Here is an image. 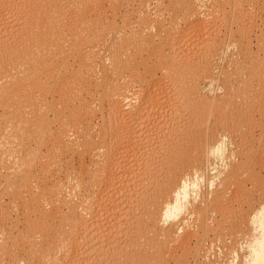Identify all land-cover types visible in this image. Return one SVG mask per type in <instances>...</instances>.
I'll list each match as a JSON object with an SVG mask.
<instances>
[{"label": "rangeland", "instance_id": "1", "mask_svg": "<svg viewBox=\"0 0 264 264\" xmlns=\"http://www.w3.org/2000/svg\"><path fill=\"white\" fill-rule=\"evenodd\" d=\"M26 1H28V0H26ZM26 1H23V2H26ZM131 1H133V0H130V2H129V0L127 1V2H129V4L131 3L129 5L126 3V0H123V1L122 0H117V1L116 0H107V1H104L102 3V5L100 6L101 8H99L97 10V11H99V13L92 12L93 10L91 11L92 14L89 15V13H91V12L88 13V16L90 17V16L95 15V14H98V15L100 14V16H101V14L103 12V14H105L108 17L107 21H110V22L105 21V19L107 18V17H105V19L103 18V16H105V15H102V18H100L99 16L98 17L93 16L92 19L96 17V19L99 18L98 20H100L101 23L103 22L101 24L98 20L95 19L96 21H98L97 24H95L96 28L98 29L97 33H99V30L101 28L102 29L104 28V30H105L108 28L110 29V27H112V29H113V26L116 27L115 26L116 24L113 23L112 26L111 25H110V27L106 26V28H105L104 25H109L108 23L114 22V21H112V19L116 20V22L118 24H120V25H118V27H116V29H119V26L121 27V25L124 28L126 25L129 26L131 24L129 28L127 26L125 28V31H127V33H125L126 35H124V33H123L124 31H122L123 28L121 27L122 29L120 28V30H118V31H120L119 35H117L118 31H116V30L112 31V29H111V32L109 30L106 33L104 32V34H106L105 37L107 36V33L110 32V35H108L109 37L108 36L106 37V40H105V38L100 39L102 42L106 43L105 45L102 44V42H100V40H98V42H100L101 45H103L104 47L106 46L104 48L103 46L100 45L101 46L100 48L101 49L103 48L101 51L106 50L105 52H102L103 54L101 55L103 57V61L105 59V62H106L107 57H112V56H114V53L116 54L117 52H118V55H122V54L123 55L120 57L118 56L120 61H122V63L120 61H119L120 64L118 63L119 67L121 65L120 68L118 67L119 69L118 68L116 69V71H118V72H116V71L113 72L112 70L109 69V77L110 78L105 77L106 81L104 79V82H102V84H100L101 82L99 81L100 86L95 87V85L94 86L92 85V87L90 86V88H89V91L91 90L92 92L90 91V93H92V94L89 93L90 96L88 97V100L89 101L94 100L98 104L97 105L98 110L96 111L95 114H93L94 117L92 119L93 120L92 125L94 124V125L98 126V127L94 128L95 130L93 129L92 135L95 138L99 137L103 131H105L107 129L111 130V128H112V126L110 124L111 122L108 121L109 120L108 116H110L108 114V113H110L109 112L110 111L109 110L110 109L109 93H110L111 89H110V86L109 87L105 86V82H110L112 80H113L112 82H114V79L116 80L115 77H118L117 81L119 83H117V81H115V82L118 85L119 84L124 85V83L125 84L129 83L130 78L131 79L134 78L131 81L132 83L133 82L134 83L133 84L131 83L132 85L130 84L132 86V88L134 90H139L140 87H141V89H142V87L145 89V84H146L145 77L147 76V74H146V72H147L146 66L147 65H145L146 62H147V64L150 62L149 64L152 66L155 63V62H153V60H155L156 62L160 61V58H157L159 53H156V50H158L160 48V44H158L155 41H154V44L157 43L158 44L157 46H155L153 43H146L143 45L144 49H142V47H141L142 45L141 46L139 45L140 48L142 49L141 50V49H139V46L135 47L137 45L134 43L133 38L130 37V36H133L132 33H130V36H128L129 35L128 31L131 29V27L133 29L136 28L135 29L136 31H137V29L139 30V28H140V25H138L139 22L137 24V21H138L137 13L138 12H137L136 8L139 7L138 6L139 5L138 0H134L133 2H131ZM143 1L146 2V0H143ZM143 1L141 0L140 3ZM157 1L159 2V0H150L149 4H148V0H147V2L145 3V5H147V6H145L143 3H141L140 6L141 5L142 6L140 8H142V10H145V12H147L146 7L148 8V6H149L150 10L152 9V14L155 15V12H157L156 14H158V13L162 14L163 13L164 16H166V15L170 16L171 19L173 18V15H174V18L176 15H178V16L180 15L178 17V19H177V17L175 19L176 22H178V24L173 23V21H175V20H173V21L170 20L171 25H169L168 19L170 17L166 16V18H168V19L165 20L164 19L165 17L163 16V14L162 15L158 14V18H159L160 23H162L164 25L168 24L169 26L173 27V28L172 27L169 28V26L168 27H167V25L165 26L166 28H169L170 30H173L174 27L175 26L177 27V25H179V24H181V27L184 26L183 25V24H185V22H184L185 19H183L184 15H183V17L181 15L183 14V11H185L187 8V5L185 4L186 0H182V1L181 0H164V2H163V0H161L162 2H160V3H158ZM168 1H169V3H168ZM209 1L210 2H208V0H205L204 3L205 2H207V3H205L204 6L202 5L203 4L202 2H200V1H198L199 3L196 2L195 5L197 7H196L195 14L197 16L196 15H194V16H195V18L198 17L197 18L198 20H201V21L205 20L207 22L215 19L216 21L214 20V21H212V23H214L216 25L211 23L213 26H210V29L206 33L205 32L201 33L202 35L191 33V34H189L190 36H188L189 39L185 38V41L184 40H183L184 42L182 41V43H184L186 45L183 44V47L181 48L182 49L181 52H183L185 54L184 57H182L183 56L182 55L183 53H182L181 58L185 59V57H186L187 61L189 59H192V60L188 61V63L191 62L189 64V67L191 66V64L195 65V67H196V64L200 63V64H198L199 66L197 65L198 70H197V68H194L195 70L193 69V71L191 69L188 70L187 69V68H189L188 63H186L187 65L185 64L187 66V68L185 66L186 69L183 67L184 70H186V72L182 76H181V74H180V76H178V74L176 75L175 72L167 71L168 74H166V71L160 72V70H159L157 72V76L159 78H163V79H161L162 80L161 83H162V85H164L165 88L162 86V94H158L159 92L157 93L156 91L153 93L155 96L152 94V98H150V100H152V101L149 100L150 102H152L150 104L151 107H149V109H148L149 112L147 113V115L144 119L145 120L144 123L147 122L148 124H152L151 122L154 121V118L156 119L158 117V116L152 117V115L154 116V114H155L154 112H153L154 114L152 113V110L153 111L156 110V107H157L156 105L158 104L157 101L160 98L161 99L158 102L161 101V103H163L162 105L164 108L162 107V109H164V110H162V114L163 113L164 114H163V116L161 114L159 117L162 116L163 120L161 117V119L158 118L159 119L158 124H156V122H157L156 121L153 124L154 126L150 125V126H148L149 128H147L148 124L146 125V123H145L146 126L144 124H142L143 127L140 126V128H139V130H141L139 132H141V133H139L140 145L139 144L138 145L140 147L149 146L148 148L149 149L151 148L150 149L151 151L153 150V152H155V151L158 152L160 157H161V162L165 163V165L163 164L164 170L161 172L159 178L157 177L155 180H153V181H155L154 183L149 184L150 178L148 179V177L146 176V180L148 179L147 181H145L146 183L144 182V184H146V187L144 186V184H143L144 187L141 185L143 188L140 187L138 189L139 190L138 195H136V197H134L132 200L131 199L129 200V198L128 197L126 198L125 196H124V198L120 197L121 195L118 194V190H115V188L113 190L114 192L112 191V194L110 192V194L108 195L110 197L113 196V198H114L113 202L116 205H118L119 208H121V209L123 208V206H124V208H128V207L131 208L132 206L137 204L135 202L137 197H140L141 195L145 196V197L147 196V198L145 200L146 202H144V205H142L138 208L139 213L140 212L141 213H147L146 217L143 218L144 222L143 223L139 222L141 214L138 213L140 215V216H138V218H139L138 221H136L134 223L131 222L132 228L129 225V228H131V229H129L128 225H125L127 223H125V219L122 216V214H124L123 211L121 212L120 209H118L121 213H117L116 215L111 213L112 214L111 218H109L108 221L106 219L104 220V222L102 223V225L104 227H102V225H101L99 232H97V233L93 232L94 234L91 233L92 235H90V237L86 235L89 238L86 237V239L88 241L85 240V242H87V244L85 243L81 247V251H80L81 252L80 259L81 260L79 261L81 264H142V263H144V264H156L157 262L161 261L162 259H164V261H167L166 263H169V264H219L218 263L219 261H221L220 262L221 264H223V263L227 264V263H225V261H222V260H224V258L226 257V255H225L226 251H228V250L230 251L232 249L233 245H234V248H236V249L238 248V250H240L242 255H247L249 253V244L247 242L248 239L246 236L248 234L245 232V227L243 228L242 226H239L238 223H240L241 221L243 223L244 222L247 223L251 219L250 215L251 214L254 215L253 214L254 213L253 211H255L254 209L260 208L261 203L264 202V148H263L264 147L263 146L264 145V138H263L264 128H262V127H264V105H263L264 104V94L263 95L260 94V93L264 92V78L260 77V75H261L260 68L262 69V66L259 63L261 58L264 57V49H263L264 48V0H219V1L218 0H216V1L215 0H209ZM156 2H157V4H155ZM177 2H179V4ZM211 2H212V4H211ZM162 3H164V4L162 5ZM124 4H127L128 6L127 5L124 6ZM150 4H152V5H150ZM153 4H155V5H153ZM177 4H178V7H177ZM103 5H104V8L106 11L105 10L103 11L104 8L102 9ZM111 5L114 7V9ZM143 5L145 6L144 9H143V7H144ZM159 5L162 6L161 9H160ZM132 6L136 7V8L134 7L136 10V14L131 11V9H133ZM200 6H202V8H199ZM173 7L175 10L174 12H173ZM205 7L208 8V10ZM88 8L90 9V7H88ZM116 8L118 10H115ZM149 8H148V10H149ZM180 8H181V10H180ZM158 9L160 10V12ZM156 10H158V11H156ZM163 10H165V11L163 12ZM235 10H237V11H235ZM100 11H102V12H100ZM233 11H234V13H233ZM30 12H32V11H30ZM30 12H29L27 6H25L24 8H22V11L19 12L21 14L18 13V16H16V18H15L16 21H15V19H11L9 17V15L6 16L5 18L4 17L2 18V20H4V21H2L0 18V21H1L0 22V32H2L4 30V29H2L4 27L9 29L10 25H14V26L16 25L17 26V24H19V22H22L23 19L26 20L28 17H30V15H31ZM148 12H150V11H148ZM214 12H215V14H214ZM115 13H117L119 15L116 14L117 16H115ZM126 13H129L127 15H130L129 19L133 20V24L130 20L127 19L128 17L126 16ZM212 14H213V16H215V15H217V16L211 17L210 15H212ZM242 15H244L243 16L244 18L242 17ZM67 17L69 18L70 15ZM115 17H117V18H115ZM121 17L124 19H122ZM68 18L66 20H68ZM240 18H243V19L241 20ZM5 19H7V21ZM102 19L105 21L106 24L104 23V21ZM120 19L123 21L125 19H127V20H125L123 22ZM135 19H137V20L135 21ZM163 19H164V21H163ZM239 19L241 21H239ZM127 21H129V22L127 23ZM121 22L125 23V26ZM166 22H168V23H166ZM98 23L100 25H98ZM231 23H232V25H231ZM173 25H175V26H173ZM14 26H10V30H12V27L14 28ZM137 27H139V28H137ZM169 29H167V31ZM13 30H15V28ZM104 30H100V31H104ZM131 31H133V30H131ZM210 31H211V33H210ZM112 32H113V34H112ZM104 34H103V37H104ZM114 34H116V36ZM144 34L147 35V33H143L142 36H144ZM151 35H152V33L150 32V33H148L147 36H144V37L145 38L148 37L149 39H151V37H150ZM197 35H198V37H197ZM228 35H229V37L230 36L231 37L229 38ZM201 36H203V37H201ZM116 37H118L117 39L120 43L116 40ZM124 37H125V39H124ZM129 37L132 39L130 41L131 42L133 41V43L131 44L133 47L131 45L129 47L128 46L126 47V45L124 44V42L126 43V41H128L126 38H129ZM119 38H122V39L119 40ZM123 39L125 41H123ZM223 39H224V42H226V41H228L229 43L233 42V45L234 44L235 45L231 46L230 49L222 52L221 49L219 50L218 48H215L216 45L219 46V44H215V43L220 42V45H221L223 43L222 42ZM114 40H116L117 42ZM155 40L159 41L158 37H155ZM130 41H128V42H130ZM1 42H2V44H4L3 40L2 41L0 40V43ZM114 42L116 43V45H114ZM195 42L198 43V45L195 44ZM118 43L123 45V48L120 46H117V45H119ZM20 44H21V42H20ZM111 44H112V47H110ZM150 44H152V45H150ZM208 44L211 45V47L215 46L214 47L215 50L213 49V53H214V51L218 50L212 56H211L212 53L210 51V46ZM14 45H16V44H14ZM145 45H147V47ZM114 46H115V48H114ZM116 46L118 49H120V53H119L118 49L116 48ZM153 46L154 47L159 46L158 49L155 48V52H154ZM173 46H170V48H169V45H167L165 47L167 53L174 55V53L176 52L175 50H177V46L176 47H175V45H173ZM204 47L205 48L207 47L208 50H207V48L205 49ZM31 48L28 46L23 47V48L21 47L20 50H22V53H23L22 55H18V56L16 55L14 58L5 59L6 64L9 65L8 66L4 63L5 64L4 69L7 68V69H5V71L8 73L10 71H12V72L16 73V76H19V74H21V73H18V70L21 67L25 68V66H27L28 64L31 65V67L34 64V66L36 67V62L40 58L39 56H41L40 55L41 53L38 51L39 55H37L38 53L36 54L35 47H34V50H33V48L31 50ZM172 48H173V50H172ZM259 48H261V49H259ZM24 49H27V51H24ZM87 49H89V47ZM121 49H122V54H121ZM157 52H159V51H157ZM186 52H188V53H186ZM195 52L198 53V54H196V56L194 54ZM72 53L74 55H76L75 60H76V63L77 64L79 63V64L77 66V64L74 63L75 60L73 61V59L71 58L74 55H71V57H70L71 60L73 61V63L72 62L71 63L73 64L76 71L78 69L81 70V68H84V67L80 66V68H79V65H81V62L79 60V57H77L78 55L75 52H72ZM149 53L151 54V56ZM203 53H205V54H203ZM217 53H219V56ZM34 54H35V56H34ZM220 54H222V55H220ZM152 55H154V56H152ZM188 55H189V57H188ZM204 55L206 57H202ZM148 56H149V59H148ZM192 56H193V58H192ZM35 57L37 59H35ZM197 58H198V60H197ZM208 58H210V59H208ZM14 59H16L17 63L19 62L20 64L19 63L17 64ZM26 59H28V60H26ZM33 59H34L35 63L33 62ZM146 59H147V61H145ZM29 60H31L30 62H33V63L30 64ZM113 60H114V57L112 60L111 59L108 60L106 62V64H104V65H108V63H109L110 64L109 66H111L112 65L111 62ZM143 60L145 61V63ZM11 63H13L15 66H11L12 65ZM100 63H101L100 66L102 67V62H100ZM208 65H210V66H208ZM203 66L205 68H202ZM13 67H15L16 72H15V69ZM213 67H214V69H213ZM10 68L13 70H11ZM145 68H146V70H145ZM207 69H211V70L208 71ZM37 70H39V69H37ZM82 70H85V68ZM196 71H197V73H196ZM203 72H205V73H203ZM262 72H263V70H262ZM36 73L39 74L38 71H35L34 77L38 78ZM134 73L136 76L141 74L140 76L143 78H141V77L139 78V76H138L139 79L135 78ZM143 73H145L146 75ZM209 73H211V74H209ZM132 75H133V77H131ZM55 76H57V75L55 74ZM55 76L52 78L54 79ZM46 78L47 77L42 76L43 87H42V85H39L40 86L39 88H36L38 86H34L31 88V91L34 92L32 94V96L34 94L36 95V101L41 99V97L43 98L44 96H46V98H44V100H43L44 101V105H43L44 107H42V108L39 107L40 109L38 111V114L40 113V115H37V117H36V115H34V111H35L34 109L35 108L38 109L37 104H40V103H36V105H33V104L31 105L27 101L28 98L25 99V98H23V96H21L20 100H18V97H20V96H18L17 94L20 93L21 91H23V89H22L21 85L18 87L16 82H15L16 83L15 85L17 87L14 86V84H13V86L15 87L14 93H12L11 95H8V96H6L5 94L2 95V98L3 97L5 98V96H6V99L12 97V99L10 101V105H9L8 99L7 100L5 99L6 102L8 103V106H6L7 103L5 101H3L4 98H3V100H2V98H0V102L2 100L4 103V104L0 103V105H2V106H0V113L3 111H4L3 115L5 113H8L6 115V117H5V115L3 116L2 114H0V118L2 116H3V118L5 117L4 119L1 118V122H2L1 124H3V125L5 124L4 122L7 120L6 118L11 119V120L14 119L13 121L20 120V121H22V124H23V122L26 123V120L29 121L32 118L29 122H27L26 125L24 124L26 126V130H28V131H26V134H24L25 139H27L26 136H28V134H29V136H28L29 140L26 142L24 141V144H25V146H26V144H28V146L30 145L29 148H31V147L32 148L31 149H29L28 147L25 148L24 145H21V148L23 147L22 149H23L24 153L28 152V153L32 154L31 155L32 158H34L33 152H35V150H37L36 153L38 154L34 158L35 159L34 160V168L33 167L31 168V170H32L30 173L31 176H28L26 178V180L25 179L19 180L21 182H19L18 180H15L16 184L14 183V186H12V187L9 186V180L14 179L16 177H14V174H13L14 171H13V168H10V166H11L10 164L13 162L14 157L13 156H11V157L10 156H4V155L0 154V158H3V159H1L2 162H0V164H1L0 165V171H1L0 172V202H1L0 203V230L7 231L6 239L8 241L10 240L9 242H11L13 244L12 247H15L14 246L15 243H13V241L17 242L16 253H14L12 255L10 253H8V254L6 253L7 254V255L5 254V256H7L6 261H5L6 263L4 262V264H9V263L11 264V261H12V264H14V262L16 263L18 261V259H17L18 257L19 258L25 257V259H27V261L25 260V262H26L25 264H28V263L36 264L37 263L35 258L33 257L32 251L30 249L32 247H30L29 245H26V244L29 243V239H28L29 237L27 236L28 230L29 231L33 230V229L31 230V228H32L31 226H33L31 224L36 225L38 223V227H39V223L41 224V222H38V220L41 221L40 220L41 217L39 215V212H37L38 207L36 206L34 201L31 200V197L29 198V196H30L29 192H31V191L27 192V190H26L27 185L30 182L32 183L31 184L32 187L34 184L37 185V188H36V186H34L32 188V190L33 191L35 190L39 194L41 192L40 189L42 188L41 186H40L41 187L40 188L39 185L43 186L47 182L48 183L47 185L51 186V185H53L54 182L58 181L59 179L61 180V179L65 178L64 173L67 171H66L65 165H64L66 162H64V161L67 158H68L67 160H70V159L73 160L75 166H77V165L79 166V157H80V155H78L79 151H75L72 154V156L68 152L65 153L66 156H64L65 154L60 155L61 157H59V159L62 158V156H63V158H62L63 161L61 162L63 164V168L61 167L62 170H61V168H59V170H61V171H56V170H58L57 169L58 165H56V164L52 165L51 164L52 160L54 159V158H51V156H54V154H55V153L53 154V152L51 150L52 149L51 146L53 144L52 134L57 131L58 127L64 126V125L69 126L70 125L69 123L74 124V127L79 130V129H81V123H78L79 118L77 115H75V117H74L73 114H72L73 116L70 114L71 115L70 116L69 111L67 109H65V112H64V110H63L64 108H62L63 107L62 103L64 102L62 99L63 98L65 99V97L67 95L66 91L69 90V88H68L69 85H67V83L63 82L64 84H61L62 86L60 87L59 82L61 81V79L59 78L60 81H58V78L56 77L54 79L55 81L54 80H52V81L54 84L55 83L58 84L59 87L56 84L53 87L51 85L52 82L50 81V79H52V78H50L48 80ZM125 78H126V82H125ZM198 78H199V80H198ZM45 79L47 80V82ZM140 79H144V80L140 81ZM185 79H186V81H185ZM141 82H143V83H141ZM144 82H145V84H144ZM193 82L194 83L196 82L195 83L196 85L198 82L197 90H195L193 88L194 87L193 85H195V84H193ZM61 83H62V81H61ZM189 83H190L191 87L193 86L192 89H191V87H189L190 86ZM179 84H180V86H178ZM210 84L211 85L213 84V85L211 86ZM241 85H243V86H241ZM245 85H246V89H245ZM13 86H11L10 88H12ZM177 86H178V88H177ZM185 86H187V87H185ZM64 87H66V88H64ZM181 87H183V88H181ZM198 87H201L202 89L200 90ZM19 88H21L22 90ZM63 88H64V90H63ZM249 88L251 90L248 91ZM107 89H108V91H107ZM183 89L186 93L183 91ZM163 90L164 91L166 90L167 94H166V92H164L165 93L164 94ZM219 90H221V91H219ZM16 91L18 93H15ZM178 91H179V95L182 96V101L178 100V98L175 95L173 97L176 100L173 101V99H169V98H172V96H170V95H173L174 92H178ZM180 91L181 92L183 91V92L181 93ZM193 91H195V93H193ZM254 91H255L256 96H258L257 94H260V95L258 97H256L252 93ZM11 92H13V91H11ZM168 92L170 93V95H168L169 94ZM246 92L251 93V95H252L251 100H253L254 103L253 102L247 103V102H245V100L242 101V99H244V98L246 99V94H245ZM6 94H10V92L6 93ZM14 94H15V96H14ZM84 94L87 95L88 93L85 92ZM204 94H206V96ZM69 95H70V92H69ZM164 95L165 96L167 95V96L165 97ZM261 95L263 97H261ZM168 96H170V97L168 98ZM213 97H215V99ZM259 97H261V98H259ZM164 98H167V101H166V99L162 100ZM209 98H212V100H214V101L210 100ZM45 99L49 100V102H46L47 100L45 101ZM21 100H24V101H21ZM168 100H169V102H168ZM155 101H156V103H155ZM208 101L211 104L214 102V104L209 105V104L205 103ZM241 101L243 103H241ZM29 102H31V101H29ZM57 103H58V105H57ZM100 103H101V105H100ZM172 104L174 106H171ZM4 105H5V107H9V106H11V107L5 108ZM50 105H51V107H49ZM183 106H185V107H183ZM13 108L16 111L15 113H14V110H13V112H12V110H10ZM46 108H47V111H46ZM151 108H153V109H151ZM154 108H155V110H154ZM6 109H8L9 111L8 110L6 111ZM150 110H151V112H150ZM56 111H58V112H56ZM250 111H251V113H250ZM10 112H11V114H9ZM64 113H66L67 115ZM249 113H250V115H249ZM15 114H17V115L12 118V116ZM45 114L48 116V117H46V119H45ZM59 114H62V115H59ZM149 114H150V116H149ZM63 115L67 116V117H63ZM103 115H104V117H103ZM148 116H149V118H148ZM68 117H70V118H68ZM22 119H24V120H22ZM65 119H68V120H65ZM105 119L107 122H109V125L107 122H104ZM149 119H150V121H149ZM164 119L167 121H165ZM64 121H66L68 123L66 124V122H64ZM160 121H162V122H160ZM103 123L105 124V126ZM172 123L175 124V126L170 128L169 126L173 125ZM33 124H34V126H32ZM94 125H93V127H94ZM38 126H40L41 128H38ZM107 126L108 127L110 126L111 128H108ZM45 128H46V130H45ZM48 128H50V130ZM82 128H83V126H82ZM168 128H170V129H168ZM159 129L163 130V133L159 134V132H160ZM165 129H167V130H165ZM32 130H34L35 132ZM54 130H56V131L54 132ZM78 130L75 129V131H78ZM81 130H82L81 133L83 132V130L85 131V129H81ZM164 131H166V132H164ZM27 132H28V134H27ZM260 136H261V138H259ZM206 141L207 142L211 141L213 143L214 151L216 152V155L212 158L209 155L206 157L207 153L204 154V151H203L204 150V143L203 142H206ZM16 142L17 141H14L13 145H16L15 144ZM141 144H142V146H141ZM16 146H18V145H16ZM81 147L82 146H80V148ZM256 148H257V150H256ZM49 149L52 152L51 154L48 153V151L50 152ZM136 151H138V149H136ZM1 152L2 151L0 150V153ZM39 153L44 155V157H43L44 159L43 158L38 159V156L40 155ZM223 153L228 154L225 159L222 158ZM172 154H173L174 158H173ZM174 154H176V155H174ZM1 155H2V157H1ZM131 156H132V159H131ZM133 156H134L133 152L130 151L129 153L127 152V154L125 153L123 157L121 156L120 157L121 159L120 158L117 159L118 163L115 162V168L117 167V171H116L117 179L121 180L122 175L125 174V171H124L125 168L129 167L132 163L133 164L131 166L135 165L134 168H136V169H137V167H139L138 165L143 163V162H146L147 165L149 166V168H151L153 166V161H152L153 159L150 158L149 156H148V158L147 157L145 158V156H143V158H142V156L140 158H138V159H140V160H138V161H140L139 163H136V160H133V158H134ZM255 156H256V158H255ZM6 158H8V161ZM46 158H47V160H46ZM5 159H6L7 163L4 162ZM40 159L43 160V162ZM170 159H173L174 161L170 162ZM10 160H12V161L9 162ZM252 160L254 162H252ZM36 161H39V162H36ZM208 161H210V162H208ZM40 162H42V163H40ZM45 162H47V163H45ZM211 162H213V164H211V167L214 169L216 177H218L219 180L222 179V177L227 176L233 168H235L236 166H239L240 164H242V167H243L242 169L244 171L241 173L242 175H239L235 178V180L236 181L238 180V182H233L234 180L232 181L233 184L231 183V185L229 187V190L225 196L226 200H225V202H223L224 204L221 203V205L219 204L216 207H214V209H213L214 211L213 210L209 211V215L214 220L212 227H210V230H208L207 233H205V234H203V232L201 231L203 236L200 232V233H198L200 235V237H199L198 234L195 235V233H192V231H189L191 229L186 228L184 233L186 231H188L186 233H188L187 234V235H189L188 238H190V240L188 242L189 245H188V247L186 246L187 248L184 251L180 250V248H179L178 253H176L177 248L175 250H172L173 248L170 247L169 242L171 241V238L173 237L174 232L177 229H181L182 226L184 225V223L188 222L189 220H191L192 217H194V214L197 210H201L204 207V203H205L204 202V196L201 194L202 190L199 191V189L202 185L201 174H202V170H203L202 168H204V166L207 169L206 170L204 168L205 172L208 171L206 174L208 175V173H210V170H208V167H210L209 165ZM243 163H245L244 166H246V169L244 168ZM247 163H248V165H247ZM127 164H129V166ZM4 165H6V166H4ZM7 165L9 167H7ZM126 165H127V167H126ZM78 166L76 168L80 169ZM92 168L93 167H91V170H92ZM247 168H248V170H247ZM242 169H241V171H242ZM177 170H179V171H177ZM181 170H182V172H181ZM254 170H256V176L254 174V172H255ZM149 171H152V169H149ZM32 172L34 173V175H32L33 174ZM257 172H258V176H257ZM243 173H244V175H243ZM59 175H60V177H59ZM87 175H88V173L86 174V176ZM119 175H121V176H119ZM248 175H249V177H248ZM8 176L10 177V179ZM44 178L46 180H44ZM197 178H199V179H197ZM240 179H242V180L240 181ZM26 181H27V183H26ZM38 182L41 184H39ZM260 182H262V183L260 184ZM243 183H244V186H243ZM236 184L238 185V187ZM240 185H241V187H240ZM38 188H39V190H37ZM214 190L216 192L217 189L214 188L213 190H211L208 188V186L206 184H204V190L203 191H204V193L206 192L207 195L206 194L205 195L207 197L211 198V195H210L211 191L214 195V193H215ZM19 193H20V195H19ZM88 193L90 194V192H85V190L84 191L82 190L80 196H83L84 199L87 200L86 195ZM25 195H27L28 197ZM227 195H229L228 198H227ZM23 196H25V197H23ZM23 198H25V199L28 198L27 200H29V203H27L28 201L24 200ZM25 202H26V205L24 204ZM113 202L111 204H113ZM31 203H32V205H30ZM44 203H45V201H44ZM129 203L131 204V206ZM108 204L109 203H107V201H105V205H108ZM33 205L36 206L37 210H35V207ZM108 206H106V207H108ZM110 206H112V205H110ZM33 207H34L35 212L33 211ZM31 208H32V210H31ZM45 208H46V210H48V209L50 210V205L46 204ZM129 208L127 210H129ZM247 211H248V213H247ZM241 212L243 213V216H244V218H242V220H240L241 219L240 217L242 216ZM244 212H246L247 214ZM7 214H8V216H7ZM59 214L58 215L60 217L56 216L54 219H50L48 221V224H46V227H48V228H46L45 234H48L49 239H52L51 236H53V234H55L56 230H62V228H63V220L64 219L61 216H63L64 213H63V211H61V212H59ZM38 215H39V217H38ZM119 215H121L122 218H120ZM213 215L216 216V218H214ZM245 215H247V216L249 215L248 219H246ZM6 216H7V218H6ZM1 218H2V220H1ZM117 218H120V219H117ZM234 218L237 220V222ZM59 221H61V222H59ZM27 222H29V223H27ZM108 222H109V224H107ZM118 224H120L122 227H120ZM10 226H12V227H10ZM40 227H42V226H40ZM37 229L38 228L35 227L34 230H37ZM235 230H236V232H235ZM56 233H58V232H56ZM102 233L104 236L105 235L107 236V234H110L109 236L112 235L114 237L113 239L111 238L112 240H110L109 243L106 240L104 245H102L103 247L99 245L100 244V243H98L99 241L97 242V236L98 237L103 236ZM25 234H26V236H25ZM38 234L41 236H38L35 233L33 235L34 236L36 235L38 237L36 238L32 235L33 236L32 238L33 239H35V238L39 239L40 237H42V240H43V237L46 236L44 234V232L38 233ZM244 234H246V235L244 236ZM28 235H30V232ZM233 235L235 236V238ZM197 236H198V238H197ZM95 237H96V239L94 240ZM44 239H45L44 240L45 242L42 241L41 243L43 245L45 244L44 246L48 247V244L46 243V237ZM105 239H110V238L105 237ZM91 240L96 241V242H94V245H93V243H92V245L88 244V242H90ZM111 241L113 243H111ZM202 241H203V244H202ZM197 243L200 244L199 248H201V249L199 251H196V249L193 248V247H197V245H198ZM42 244H40V246H43ZM201 244H202V247H200ZM235 244H236V246H235ZM85 245H88L89 247L84 248V247H86ZM222 245L225 247V249L222 248L223 247ZM40 246L38 245V247L41 249ZM219 246H220V248H219ZM47 247H43L41 250H43L44 248H45L44 250H46ZM226 247H228V248H226ZM22 248H23V250H22ZM39 248L37 250V253H38V251H40ZM9 251H10V249H9ZM247 251H248V253H247ZM107 253H109L108 256H106ZM228 253L229 252H227V255H228ZM228 256L230 257V255H228ZM61 257L62 256L59 257L60 258L59 262L61 264L63 262H64L63 264H66L67 262L63 259V257L62 258ZM109 257L111 258V260ZM141 258H142V261H140ZM240 260H241V264H245L244 260L242 258ZM136 261H137V263H136ZM79 262H77V263L80 264ZM232 262L228 261V264H232ZM235 264H239L238 260H236Z\"/></svg>", "mask_w": 264, "mask_h": 264}, {"label": "bare ground", "instance_id": "2", "mask_svg": "<svg viewBox=\"0 0 264 264\" xmlns=\"http://www.w3.org/2000/svg\"><path fill=\"white\" fill-rule=\"evenodd\" d=\"M23 1H26V0H23ZM22 0H0V18L2 20V18L6 17L9 15V17L11 19H15L16 16H18V13L20 11H22V8H24L25 6H27L29 12L31 13L30 17H28L26 20H22V22H19V24H17V26L15 27L14 25H10V26H14L15 30H13L14 28L12 27V30H10V26H9V29L4 27L2 29H4L2 32H0V40L2 41L3 40V43L2 42L0 43V98H2V95H11L12 93H14L15 91V87L16 86L15 84L17 83L18 87L21 85L23 91H21L20 93H18L17 91L15 93H18L17 95L20 96L18 97V100H20L21 96H23V98L27 99L28 103L29 104H33V105H36V103H40V104H37L38 106V109H34V115H40V113L38 114V111L40 108L44 107V98H46V96H44L43 98L41 97V99L37 100L36 101V95L34 94L32 96V94L34 93L33 91H31V88L34 87V86H38L36 88H39L40 86L39 85H42L43 83V80H42V76H45L47 77L46 79H50L52 77L55 76V74L57 76H55V78L57 77L58 78V81H61L59 82L60 84V87L62 86L61 84H64L63 82L67 83V85H69V90H67V95L65 97V99L63 98L62 100L64 101L62 103L63 107L64 108V112H65V109H67L69 111V115L73 114L74 117L75 115L78 116L79 120H78V123H81V129H85V131L83 130V132L81 133V129H77L74 127V124L72 123H69L70 125L69 126H60L57 128V131L54 130L55 133H53L52 131V139H53V144H52V152L54 154V156H51V158H54L52 160V165L53 164H56L58 165V170L56 171H61L62 168H63V164L61 163L63 161V156L62 158L59 159V157H61L60 155L62 154H65L66 152H68L71 156L72 154L75 152V151H79L78 155H80L79 157V168H76L77 166H75L74 164V161L73 160H65L64 162H66L64 165H65V169L67 172H65L64 176L65 178L64 179H57L58 181L54 182L53 185H47L48 183L46 182L43 186L42 185H39V187L41 188L40 189V193L38 194L35 190L33 191L32 188L34 186H36L37 188V185H33L32 187V183L30 182L28 185H27V192L28 191H31L29 192V198L31 197V200L34 201V203L36 204V206L38 207V210L36 209V206L35 207V210H37V212H39V215L41 217V221L38 220V222H41V224L39 223V227H38V223L36 225L34 224H31L33 226H31V230L32 231H29L28 230V233H27V236L29 237V243L26 244V245H29L33 253V257L35 258L36 260V264H59L60 262V256L63 257V259L67 262L66 264H78L77 262H79L81 259V247L82 245H84L85 243L87 244V242H85L86 237L94 233H97L99 232L100 230V226L102 225V223L104 222V220L106 219L107 221L109 220V218H111V213L113 214H117V213H121L123 211L124 214H122V216L124 217L125 219V225H128V228H129V225L131 226L132 223L138 221V216H140L139 214H141V217L139 219V222H144V217H146L147 213H139L138 212V208L142 205H144V202H146V198L147 196H140V197H137L136 198V205L132 206L131 208H129V210H127L128 208H119L118 205H116L113 201V196L110 197L108 196L111 192L112 194V191L114 190H118V194L121 195L120 197H123L124 196L127 198H129V200L133 199L134 197H136V195H138V189L140 187L143 186L144 182L147 181L149 178L150 180V183H154L155 180L157 177L159 178L161 172L164 170L163 169V164L165 165V163L161 162V157L159 155L158 152H153V150L151 151L148 147L149 146H141L140 147V138H139V128L140 126L143 127L142 124L146 125L148 124L147 122L144 123V119L147 115V113L149 112V107L150 104L152 102V100H150V98H152V94L156 91L158 94H162V86L164 87V85H162V80L163 78H159L157 76V72L160 70V72H165L166 71V74H168L167 71H171V72H175V74L178 76H181L184 75V73L186 72V70H184L185 66L187 65L186 63H188V61L192 60V59H189L187 61L186 57L185 59H182V57H184V53L181 52L182 51V47H183V44L182 41L184 40L185 41V38L187 39L188 36H190L189 34H201V33H206L209 29H210V26H213L212 24V21H209L207 18V21H201V20H198L197 18H195L194 15L195 12H196V2L200 1L202 2L203 6L205 3L204 1L205 0H186L185 1V4L187 5V8L185 11H183V14L181 15L183 17V19H185V24H183L181 27V24L177 25V27L175 25L174 29L173 30H170L169 28L172 27V26H169L171 25V21L170 20H175L176 17L178 19V15L175 16L174 18V15H173V18L171 19L170 16H166L167 17H170L169 19L166 18V16H163L165 17L164 19H168V22H169V25L168 24H162L159 22V18H158V14L159 15H162L160 13L156 14L157 12H155V15L152 14V9L150 10L149 6V10L148 8L146 7V11L145 10H142V8H140V4L143 3L145 5L146 2L143 1L140 3V1L138 0V6L139 7H135V6H132L133 9H131V11L133 13L136 14V10L135 8L137 9V17H138V21H137V24L139 22L138 25H140V28L139 30L137 29V31L135 29H133L131 27V29L128 31L129 35L130 36V33H132L133 36H130L131 38H133V41L134 43L137 45L135 47H138L139 45L142 47V49H144L143 45L146 44V43H153L154 44V41L157 42L158 44H160V48L158 49V47H154V52H155V48H157L158 50H156V53H159L158 57L157 58H160V61L159 62H156L155 60H153V62H155L152 66L147 62L145 65H147V70L145 68V70L147 71L146 74L147 76L145 77V81H146V84H145V89L142 87L139 88V90H134L132 88V79L134 78H130L129 79V83L128 84H125L122 85V84H117L119 83L117 81L118 77H115L116 80L114 79V82L110 81V82H105V86L109 87L110 86V93H109V96H110V113H108L110 116H108V121L111 122V126L112 128L109 126H107L108 128H111L110 129H107L104 130L102 132V134H100L99 137L95 138L93 137L92 133H93V129L95 127H98L97 125H92L93 123V117L96 113V111L98 110L97 109V103L96 101H89L88 100V97L90 96V91H89V88L90 86L92 87V85L95 87L97 86H100V84H102V82H104V79L106 81V78L105 77H109V69L112 70L113 72L116 71V69L119 67V64L120 62L122 63V61H120L119 57L122 56V49H121V54L122 55H118V52L115 54L114 53V56L112 57H105L106 58V62L108 60H112L113 57H114V60L111 62L112 65L109 66L110 64L108 63V65H104L106 64L105 62V59L103 61V57L101 56L103 53L102 52H105L106 50H103L101 51L102 49L100 48L101 45L100 42H102L100 39H104L106 40V37L108 35H110V32H111V29L112 27H110V25L112 26L113 23L116 24L115 26L118 27V24L116 22V20H113L114 22L112 23H108L109 25H104L105 28L106 26H109L110 29H105L104 28L100 29V30H104V31H100L99 30V33H97L98 29L96 28V25L97 22L100 20L93 18V16H99L100 18H102V15H105L103 14L102 11V14L100 16V14H95V15H92V16H88V13L91 12H97L99 13V11H97L99 8H101L100 6L102 5V3L104 1H107V0H28L26 2H23ZM117 1V0H116ZM123 1V0H122ZM128 0H126V3L129 4V2H127ZM134 1V0H133ZM131 1V2H133ZM149 1L148 0V4H149ZM182 1V0H181ZM216 1V0H215ZM219 1V0H218ZM125 2V1H124ZM158 2V1H157ZM157 2L155 4H157ZM162 2L161 0H159L158 3ZM164 2V0H163ZM208 2H210L208 0ZM257 2V1H256ZM108 3V2H107ZM111 3V2H110ZM121 3V2H120ZM137 3V2H136ZM169 3V1H168ZM173 3V2H172ZM171 3V4H172ZM179 4V2H177ZM199 3V2H198ZM251 3V2H250ZM249 3V4H250ZM112 4V3H111ZM127 4H124L127 5ZM131 4V3H130ZM129 4V5H130ZM153 4V5H155ZM164 3H162L163 5ZM175 4V3H174ZM178 4H177V7H178ZM181 4V3H180ZM212 4V2H211ZM218 4V3H217ZM227 4V3H226ZM137 5V4H136ZM143 5V6H144ZM152 5V4H150ZM184 5V4H183ZM233 5V4H232ZM242 5V4H241ZM256 5V4H255ZM112 6V5H111ZM116 6V5H115ZM128 6V5H127ZM147 6V5H145ZM145 6L143 7V9L145 8ZM157 6V5H156ZM160 6V5H159ZM240 6V5H239ZM252 6V5H251ZM250 6V7H251ZM263 6V5H262ZM90 7V9L88 8ZM113 7V6H112ZM131 7V8H132ZM135 7V8H134ZM154 7V6H153ZM162 6H160V9H161ZM175 7V6H174ZM174 7H173V12L175 11L174 10ZM186 7V6H185ZM233 7V6H232ZM104 8V5L102 7V9ZM108 8V7H107ZM119 8V7H118ZM155 8V7H154ZM159 8V7H158ZM199 8H202V6H200ZM198 8V9H199ZM206 8V7H205ZM220 8V7H219ZM114 9V7H113ZM127 9V8H126ZM125 9V10H126ZM163 9V8H162ZM177 9V8H176ZM197 9V10H198ZM208 10V8H206ZM222 9V8H221ZM232 9V8H231ZM237 9V8H236ZM105 10V8L103 9V11ZM115 10H118L117 8ZM159 10V9H158ZM156 10V11H158ZM181 10V8H180ZM223 10V9H222ZM225 10V9H224ZM106 11V10H105ZM135 11V12H134ZM150 11V12H148ZM165 10H163L164 12ZM217 11V10H216ZM228 11V10H227ZM226 11V12H227ZM237 11V10H235ZM249 11V10H248ZM89 13L90 14H92ZM115 12V11H114ZM154 12V11H153ZM160 12V10H159ZM177 12V11H176ZM185 12V13H184ZM200 12V11H199ZM213 12V11H212ZM107 13V12H106ZM131 13V12H130ZM218 13V12H217ZM234 13V11H233ZM241 13V12H240ZM247 13V12H246ZM21 14V13H19ZM94 14V13H93ZM115 13V16L119 15ZM129 13H126V16L128 17L127 19H129V16L130 15H127ZM169 14V13H168ZM206 14V13H205ZM210 14V13H209ZM215 14V12H214ZM244 14V13H243ZM70 15V19L67 17ZM114 15V14H113ZM170 15V14H169ZM199 15V14H198ZM201 15V14H200ZM222 15V14H221ZM220 15V16H221ZM224 15V14H223ZM252 15V14H251ZM125 16V17H126ZM197 16V15H196ZM211 17L213 16L210 15ZM217 16V15H215ZM213 16V17H215ZM232 16V15H231ZM244 15H242L243 17ZM27 17V16H26ZM105 17H107L106 15L103 16V18L105 19ZM238 17V16H237ZM9 18V19H10ZM68 18V20H66ZM117 18V17H115ZM122 18V17H121ZM161 18V17H160ZM181 18V17H180ZM244 18V17H243ZM243 18H240L241 20ZM98 21H96V20ZM108 17L105 19L106 22H110V21H107ZM124 19V18H122ZM125 19V20H127ZM163 19V21H164ZM182 19V18H181ZM200 19V18H199ZM213 19V18H212ZM217 19V18H216ZM239 19V21H241ZM252 19V18H251ZM7 21V19H5ZM103 20V19H102ZM121 20V19H120ZM124 20V21H125ZM137 19H135L136 21ZM211 20V19H210ZM218 20V19H217ZM4 21V20H2ZM16 21V19H15ZM96 23H95V22ZM104 21V20H103ZM104 21V23H105ZM123 21V20H121ZM123 21V22H124ZM133 24V20H130ZM182 21V20H181ZM216 21V20H215ZM221 21V20H220ZM219 21V22H220ZM245 21V20H244ZM1 22V21H0ZM116 22V23H115ZM121 22L122 24H124L125 26V23ZM129 21H127L128 23ZM162 22V21H161ZM166 22V23H168ZM183 22V23H184ZM3 23V22H2ZM101 23V22H100ZM103 23V22H102ZM101 23V24H102ZM164 23V22H163ZM173 23H177L176 20L173 21ZM212 23V24H211ZM253 23V22H252ZM106 24V23H105ZM242 24V23H241ZM5 25V24H4ZM98 25H100L98 23ZM129 25V24H128ZM131 25V24H130ZM127 26L128 28L130 27ZM167 25V27L169 26V28H166L165 26ZM216 25V24H214ZM232 25V23H231ZM237 25V24H236ZM245 25V24H244ZM243 25V26H244ZM250 25V24H249ZM103 26V27H104ZM126 26L123 28V26L121 25V28L119 26V29H116V27L113 26V29L112 31L116 30H120V28L122 29V31H124V35H126L125 33H127V31H125V28ZM133 26V25H132ZM239 26V25H238ZM8 27V26H7ZM99 27V26H98ZM101 27V26H100ZM180 27V28H179ZM221 27V26H220ZM241 27V26H240ZM248 27V26H247ZM115 28V29H114ZM173 28V27H172ZM217 28V27H216ZM215 28V29H216ZM8 29V30H7ZM97 29V30H96ZM167 29H169L167 31ZM231 29V28H230ZM233 29V28H232ZM110 31L107 33V36L105 37L106 34H104V32L106 33L107 31ZM127 30V29H126ZM133 30V31H131ZM154 30V31H153ZM115 31V32H116ZM131 31V32H130ZM114 32V33H115ZM119 32L117 33V35H119ZM152 33V35L150 36L151 39H149L148 37L145 38L144 36H147L148 33ZM154 32V33H153ZM218 32V31H217ZM4 33V34H3ZM143 33H147L143 35ZM211 33V31H210ZM103 34H104V37H103ZM113 34V32H112ZM122 34V33H121ZM116 36V34H114ZM123 35V34H122ZM121 35V36H122ZM123 35V36H124ZM202 35V34H201ZM205 35V34H204ZM102 36V37H101ZM120 36V37H121ZM227 36V35H226ZM249 36V35H248ZM109 37V36H108ZM126 37V36H125ZM124 37V39H125ZM129 37V38H130ZM155 37H158V40H155ZM195 37V36H194ZM198 37V35H197ZM203 37V36H201ZM207 37V36H206ZM229 37V35H228ZM231 37V36H230ZM229 37V38H230ZM235 37V36H234ZM115 38V37H114ZM118 37H116V40L118 41L117 39ZM126 38L128 41L132 40L131 38ZM196 38V37H195ZM194 38V39H195ZM122 38H119V40H121ZM123 39V41H125ZM189 39V38H188ZM226 39V38H225ZM241 39V38H240ZM244 39V38H243ZM247 39V38H246ZM98 40H100V42H98ZM110 40V39H109ZM114 40V41H116ZM193 40V39H192ZM191 40V41H192ZM209 40V39H208ZM227 40V39H226ZM230 40V39H229ZM252 40V39H251ZM111 41V40H110ZM116 41V42H117ZM126 41V43L124 42V44L126 45V47L130 46L133 41L131 42H128ZM183 41V42H184ZM205 41V40H204ZM222 41V40H221ZM262 41V40H261ZM21 42V44H20ZM107 42V41H106ZM109 42V41H108ZM119 42V41H118ZM122 42V41H121ZM198 42V41H197ZM223 43L220 45V42H216L215 44H219L216 45L215 48H218L219 50L221 49L222 52L225 51V50H228L231 48V46H234L233 45V42L232 43H229L228 41L224 42V39L222 41ZM236 42V41H235ZM120 43V42H119ZM118 43V44H119ZM123 43V42H122ZM154 44L155 46H157L158 44ZM187 43V42H186ZM190 43V42H189ZM188 43V44H189ZM207 43V42H206ZM258 43V42H257ZM16 44V45H14ZM102 44H106L104 42H102ZM195 44L198 45V43L195 42ZM201 44V43H200ZM205 44V43H204ZM214 44V45H215ZM255 44V43H254ZM90 45V46H89ZM101 45V46H100ZM114 45H116V43L114 42ZM148 45V44H147ZM147 45H145L147 47ZM152 45V44H150ZM169 45V48L170 46H173L175 45V47L177 46V50H175L176 52L174 53V55H171L170 53H167L166 51V46ZM182 45V46H181ZM186 45V44H184ZM209 45V44H208ZM32 47L33 50H34V47L36 49V54L38 53V51L41 53L39 56L40 58L37 60L36 62V67L33 66L31 67V65H27L25 66V68H20L18 70V73H21L19 74V76H16V73L10 71L9 73L5 71V68L4 69V66L6 64V61L5 59H10V58H14L16 55H22V50L21 47ZM117 46H120L123 48V45L119 44ZM116 46V48H117ZM132 46V45H131ZM139 46V49H141ZM202 46V45H201ZM210 46V51H211V56L217 52L218 50L214 51L213 53V49L215 50V48L211 47ZM218 46V47H217ZM89 47V49H87ZM104 47V46H103ZM106 47V46H105ZM104 47V48H105ZM112 47V44L111 46ZM133 47V46H132ZM174 47V46H173ZM186 47V46H185ZM199 47V46H198ZM31 48V50H32ZM115 48V46H114ZM191 48V47H190ZM205 48V47H204ZM203 48V49H204ZM207 48V47H206ZM205 48V49H206ZM248 48V47H247ZM112 49V48H111ZM110 49V50H111ZM118 49V48H117ZM128 49V48H127ZM132 49V48H131ZM141 49V50H142ZM188 49V48H187ZM261 49V48H259ZM264 49V48H263ZM262 49V50H263ZM20 50V51H19ZM114 50V49H113ZM124 50V49H123ZM148 50V49H147ZM173 50V48H172ZM191 50V49H190ZM208 50V48H207ZM24 51H27V49H24ZM119 53H120V49H118ZM128 51V50H127ZM159 51V52H157ZM184 51V50H183ZM189 51V50H188ZM199 51V50H198ZM197 51V52H198ZM206 51V50H205ZM204 51V52H205ZM34 52V51H33ZM72 52H75L79 57V60L81 62V65H79V68L80 66L81 67H84L85 70H82L84 68H81V70H75L74 66H73V61L75 60L76 58V55H74ZM108 52V51H107ZM126 52V51H125ZM137 52V51H136ZM152 52V51H151ZM193 52V51H192ZM35 53V52H34ZM113 53V52H112ZM142 53V52H141ZM146 53V52H145ZM153 53V52H152ZM183 53V54H182ZM188 53V52H186ZM226 53V52H225ZM33 54V53H32ZM134 54V53H133ZM150 54V53H149ZM155 54V53H154ZM182 54V55H181ZM193 54V53H192ZM195 56L196 54L198 53H194ZM205 54V53H203ZM218 56H219V53H217ZM39 55V53L37 54ZM71 55H74L73 57H71ZM222 55V54H220ZM254 55V54H253ZM35 56V54H34ZM119 56V57H118ZM135 56V55H134ZM151 56V54H150ZM154 56V55H152ZM198 56V55H197ZM28 57V56H27ZM26 57V58H27ZM38 57V56H37ZM73 59V61L71 60V58ZM189 57V55H188ZM202 57H206L205 55L202 56ZM201 57V58H202ZM208 57V56H207ZM210 57V56H209ZM122 58V57H121ZM193 58V56H192ZM212 58V57H211ZM252 58V57H251ZM250 58V59H251ZM29 59V58H28ZM26 59V60H28ZM35 59H37L35 57ZM101 59V60H100ZM148 59H149V56H148ZM210 59V58H208ZM217 59V58H216ZM15 62L17 63L16 59H14ZM78 60V59H77ZM198 60V58H197ZM201 60V59H200ZM207 60V59H206ZM11 61V60H10ZM31 60H29L30 62ZM102 62V67L100 66V62ZM120 61V62H119ZM144 61V60H143ZM147 61V59L145 60ZM144 61V63H145ZM212 61V60H211ZM210 61V62H211ZM8 62V61H7ZM28 62V61H27ZM33 62H34V59H33ZM33 62H30V64H32ZM72 62V63H71ZM79 62V61H78ZM110 62V61H109ZM126 62V61H125ZM194 62V61H193ZM200 62V61H199ZM209 62V63H210ZM216 62V61H215ZM5 63V64H4ZM19 63V62H18ZM17 63V64H18ZM35 63V62H34ZM74 63H76V60L74 61ZM119 63V64H118ZM129 63V62H128ZM191 63V62H190ZM188 63V67H189V64ZM195 63V62H194ZM208 63V62H207ZM212 63V62H211ZM260 65L262 66V69L260 68L261 70V75L260 77L264 78V57L261 58L260 60ZM12 65L11 66H15L13 63H11ZM20 64V63H19ZM26 64V63H25ZM77 64V63H76ZM75 64V65H76ZM79 64V63H78ZM77 64V66H78ZM186 64V65H185ZM196 64V63H195ZM200 64V63H197L196 64V67L195 65L191 64V66L189 68H186L188 70H192L194 68H197V65ZM204 64V63H203ZM8 65V64H6ZM129 65V64H128ZM149 65V66H148ZM212 65V64H211ZM258 65V64H257ZM9 66V65H8ZM19 66V65H18ZM30 68H29V67ZM151 66V67H150ZM199 66V65H198ZM202 66V65H201ZM210 66V65H208ZM250 66V65H249ZM121 67V65H120ZM119 67V68H120ZM184 67V68H183ZM207 67V66H206ZM15 69V67H13ZM36 68V69H35ZM118 68V69H119ZM124 68V67H123ZM185 68V69H186ZM202 68H205L204 66ZM216 68V67H215ZM11 69V68H10ZM35 69V70H34ZM39 69V70H37ZM137 69V68H136ZM200 69V68H199ZM214 69V67H213ZM13 70V69H11ZM195 70V69H194ZM198 70V68H197ZM208 71L211 70V69H207ZM249 70V69H248ZM263 70V72H262ZM35 71H38L39 74H37L38 78L34 77V74H35ZM111 71V72H112ZM126 71V70H125ZM207 71V72H208ZM214 71V70H213ZM212 71V72H213ZM15 72H16V69H15ZM118 72V71H116ZM132 72V71H131ZM136 72V71H135ZM138 72V71H137ZM192 73V72H191ZM197 73V71H196ZM205 73V72H203ZM43 74V75H42ZM114 74V73H113ZM117 74V73H116ZM132 74V73H131ZM139 74V73H138ZM145 74V73H143ZM145 74V75H146ZM165 74V75H166ZM211 74V73H209ZM238 74V73H237ZM241 74V73H240ZM141 74L139 75H135L134 73V76L135 78L139 79L141 76ZM172 75V74H171ZM174 75V74H173ZM196 75V74H195ZM198 75V74H197ZM33 76V77H32ZM96 76V77H95ZM113 76V75H112ZM139 76V78H138ZM143 76V75H142ZM177 76V77H178ZM238 76V75H237ZM133 77V75L131 76ZM203 77V76H202ZM54 78V79H55ZM60 78V79H59ZM110 78V77H109ZM128 78V77H127ZM143 78V77H141ZM165 78V77H164ZM206 78V77H205ZM225 78V77H224ZM45 79V80H46ZM53 78L50 79V81L52 82V86L54 87V84L52 80H54ZM113 79V78H112ZM136 79V80H137ZM177 79V78H176ZM179 79V78H178ZM182 79V78H181ZM180 79V80H181ZM226 79V78H225ZM250 79V78H249ZM260 79V78H259ZM26 80V81H25ZM46 80V82H47ZM128 80V79H127ZM144 79H140V81H142ZM199 80V78H198ZM197 80V81H198ZM203 80V79H202ZM25 81V82H24ZM55 81V80H54ZM99 81L101 82L99 84ZM109 81V80H108ZM117 81V83L115 82ZM186 81V79H185ZM192 81V80H191ZM195 81V80H194ZM218 81V80H217ZM262 81V80H261ZM16 82V83H15ZM124 82V81H123ZM125 82H126V78H125ZM139 82V81H138ZM189 82V81H188ZM213 82V81H212ZM211 82V83H212ZM223 82V81H222ZM240 82V81H239ZM243 82V81H242ZM116 83V84H115ZM132 83V84H131ZM136 83V82H135ZM143 83V82H141ZM164 83V82H163ZM183 83V82H182ZM196 83V82H195ZM193 82V84H195ZM14 84V86H13ZM50 84V83H49ZM131 84V85H130ZM192 84V85H193ZM58 85V84H56ZM166 85V84H165ZM184 85V84H183ZM186 85V84H185ZM190 85V83H189ZM211 85V84H210ZM213 85V84H212ZM211 85V86H212ZM238 85V84H237ZM259 85V84H258ZM11 86H13L12 88H10ZM144 86V85H143ZM180 86V84L178 85ZM177 86V88H178ZM194 86V87H193ZM192 87L197 90V86H198V82H197V85H193ZM209 86V85H208ZM243 86V85H241ZM262 86V85H261ZM17 87V86H16ZM43 87V85H42ZM52 87V88H53ZM59 87V85H58ZM106 87V88H107ZM171 87V86H170ZM187 87V86H185ZM191 87V85L189 86ZM191 87V89H192ZM210 87V86H209ZM248 87V86H247ZM66 88V87H64ZM63 88V90H64ZM105 88V87H104ZM165 88V87H164ZM180 88V87H179ZM183 88V87H181ZM200 90L202 89L201 87H198ZM233 88V87H232ZM243 88V87H242ZM14 89V90H13ZM17 89V88H16ZM21 89V88H19ZM21 89V90H22ZM58 89V88H57ZM61 89V88H60ZM97 89V88H96ZM211 89V88H210ZM209 89V90H210ZM221 89V88H220ZM245 89H246V85H245ZM35 90V89H34ZM45 90V89H44ZM48 90V89H47ZM51 90V89H50ZM62 90V89H61ZM173 90V89H172ZM175 90V89H174ZM178 90V89H177ZM213 90V89H212ZM211 90V91H212ZM235 90V89H234ZM251 90L250 88L248 89V91ZM253 90V89H252ZM258 90V89H257ZM262 90V89H261ZM13 91V92H11ZM19 91V90H18ZM40 91V90H39ZM52 91V90H51ZM54 91V90H53ZM105 91V90H104ZM108 91V89H107ZM176 91V90H175ZM184 91V89H183ZM182 91V92H183ZM214 91V90H213ZM212 91V92H213ZM221 91V90H219ZM246 91V90H245ZM10 94H6V93H9ZM41 92V91H40ZM48 92V91H47ZM64 92V91H63ZM69 92H70V95H69ZM85 92H87L88 94H84ZM92 92V91H91ZM166 92L167 94V91L163 90V93ZM171 92V91H170ZM181 92V91H180ZM181 92V93H182ZM185 92V91H184ZM215 92V91H214ZM90 93V94H89ZM169 93V92H168ZM186 93V92H185ZM191 93V92H190ZM193 93H195V91H193ZM207 93V92H206ZM243 93V92H242ZM250 92H246V99H242L245 100V102L247 103H250V102H253V100H251V93L249 94ZM254 95H255V91L252 92ZM63 94V93H62ZM66 94V93H65ZM107 94V93H106ZM165 94V93H164ZM199 94V93H198ZM260 94H264V92L260 93ZM260 94H257L258 96ZM86 95V96H85ZM154 95V94H153ZM170 95V93L168 94ZM176 96L178 98V100H181L182 101V96L179 95V91L178 92H174L173 95H170L172 96V98H169L170 96H168L169 99H174L173 96ZM206 96V94H204ZM243 95V94H242ZM261 95V97H263ZM6 96L3 100L6 102V100L8 99L9 101V105H10V101L12 99L11 98H7L6 99ZM13 96V95H12ZM15 96V94H14ZM35 96V97H34ZM43 96V95H42ZM155 96V95H154ZM163 96V95H162ZM165 96V95H164ZM167 96V95H166ZM165 96V97H166ZM203 96V95H202ZM204 96V97H205ZM215 96V95H214ZM256 96V95H255ZM254 96V97H255ZM256 96V97H258ZM10 97V96H9ZM62 97V96H61ZM100 97V96H99ZM158 97V96H157ZM161 97V96H160ZM185 97V96H184ZM253 97V98H254ZM259 97V98H261ZM14 98V97H13ZM156 98V97H155ZM208 98V97H207ZM215 99V97H213ZM252 98V99H253ZM6 99V100H5ZM10 99V100H9ZM24 99V100H25ZM158 99V98H157ZM161 99V98H160ZM159 99V100H160ZM167 101V98H164L162 100H165ZM186 99V98H185ZM184 99V100H185ZM202 99V98H201ZM210 100H212V98H209ZM208 99V100H209ZM1 100L0 103H3V101ZM24 100H21V101H24ZM47 99H45L46 101ZM150 100V101H149ZM156 100V99H155ZM158 100V101H159ZM259 100V99H258ZM31 101V102H29ZM157 101V107H156V110L154 108L155 111L152 110V113L154 114V116L152 115V117H157L156 119L154 118V121L151 122L152 124H148L147 125V128H149L148 126H152L156 121V124H158V118L161 119V117L163 116L162 114V107H163V103L158 102ZM214 101V100H212ZM216 101V100H215ZM241 101V103H243ZM13 102V101H12ZM46 102H49V100H47ZM59 102V101H58ZM169 102V100H168ZM172 102V101H171ZM261 102V101H260ZM7 103V102H6ZM5 103V104H6ZM61 103V102H60ZM108 103V102H107ZM156 103V101H155ZM165 103V102H164ZM173 103V102H172ZM192 103V102H191ZM190 103V104H191ZM195 103V102H194ZM207 104H211L209 101L208 102H205ZM220 103V102H219ZM235 103V102H234ZM233 103V104H234ZM252 103V104H253ZM263 103V102H262ZM4 104V103H3ZM17 104V103H16ZM20 104V103H19ZM49 104V103H48ZM52 104V103H51ZM214 104V102L212 103ZM211 104V105H212ZM238 104V103H237ZM58 105V103H57ZM101 105V103H100ZM170 105V104H169ZM264 105V104H263ZM2 106V105H0ZM8 106V103L7 105ZM13 106V105H12ZM18 106V105H17ZM28 106V105H27ZM47 106V105H46ZM165 106V105H164ZM171 106H174L173 104ZM231 106V105H230ZM5 107V105H4ZM11 106L9 107H5V108H10ZM30 107V106H29ZM40 107V108H39ZM51 107V105L49 106ZM185 107V106H183ZM4 108V109H5ZM102 108V107H101ZM164 108V107H163ZM182 108V107H181ZM51 109V108H50ZM153 109V108H151ZM8 109H6L7 111ZM14 110V113L16 112L15 109H10ZM25 110V109H24ZM102 110V109H101ZM183 110V109H182ZM250 110V109H249ZM5 111V112H6ZM9 111V110H8ZM46 111H47V108H46ZM50 111V110H49ZM58 112V111H56ZM108 112V111H107ZM151 112V110H150ZM210 112V111H209ZM241 112V111H240ZM4 111L1 112L0 114L3 115ZM27 113V112H26ZM47 113V112H46ZM54 113V112H53ZM251 113V111H250ZM249 113V115H250ZM8 113H5V117ZM11 114V112L9 113ZM57 114V113H56ZM66 114V113H64ZM107 114V115H108ZM151 114V113H150ZM149 114V116H150ZM162 114L161 117H159L160 115ZM3 115V116H4ZM17 114L13 115L12 118L14 116H16ZM59 115H62V114H59ZM67 115V114H66ZM70 115V116H71ZM72 115V116H73ZM3 116L1 117L2 119ZM43 116V115H42ZM41 116V117H42ZM148 116V118H149ZM10 117V116H9ZM20 117V116H19ZM25 117V116H24ZM30 117V116H29ZM46 117H48L46 114H45V119ZM54 117V116H53ZM63 117H67V116H64ZM104 117V115H103ZM166 117V116H165ZM164 117V118H165ZM248 117V116H247ZM1 118H0V150L2 151L0 154L4 155V156H13L14 157V160L13 162L10 164V168H13V171H14V179H10L9 177V186H14V183L16 182L15 180H21V179H25L28 177V176H31V168L33 167L34 168V158L36 155H38L36 153L37 150H35V152H33V156L34 158L31 157L32 154L30 153H24L23 152V147L21 148V145H24V141H28L29 140V134L27 137V139H25V136L24 134H26V124L27 122H29L28 120H26V123L23 122L22 124V121L20 120H16V121H13L11 119H8L6 118L7 120L4 122L5 124H1ZM11 118V117H10ZM40 118V117H39ZM55 118V117H54ZM70 118V117H68ZM61 119V118H60ZM64 119V118H63ZM77 119V118H76ZM153 119V118H152ZM166 119V118H165ZM164 119V120H165ZM24 120V119H22ZM65 120H68V119H65ZM72 120V119H71ZM74 120V119H73ZM148 120V119H147ZM162 120H163V117H162ZM4 121V120H3ZM58 121V120H57ZM98 121V120H97ZM150 121V119H149ZM167 121V120H165ZM39 122V121H38ZM42 122V121H41ZM66 122V121H64ZM104 122H107L106 119ZM109 122L108 125H109ZM162 122V121H160ZM34 123V122H33ZM68 122H66L67 124ZM25 124V125H24ZM32 124V123H31ZM46 124V123H45ZM48 124V123H47ZM83 124V125H82ZM104 124V123H103ZM155 124V125H156ZM173 124V123H172ZM145 125V126H146ZM163 125V124H162ZM170 125V124H169ZM4 126V127H3ZM25 126V127H24ZM34 126V124L32 125ZM41 126V125H40ZM40 126H38V128H41ZM48 126V125H47ZM83 126V128H82ZM105 126V124H104ZM154 126V125H153ZM161 126V125H160ZM175 124L169 126L170 128L171 127H174ZM102 127V126H101ZM156 127V126H155ZM167 127V126H166ZM260 127V126H259ZM3 128V129H2ZM106 128V127H105ZM168 128V129H170ZM261 128V127H260ZM264 128V127H262ZM33 129V128H32ZM50 130V128H48ZM47 129V130H48ZM78 130V131H75ZM158 129V128H157ZM46 130V128H45ZM44 130V131H45ZM95 130V129H94ZM146 130V129H145ZM144 130V131H145ZM148 130V129H147ZM160 130V129H159ZM158 130V131H159ZM167 130V129H165ZM34 131V130H32ZM43 131V132H44ZM174 131V130H173ZM253 131V130H252ZM35 132V131H34ZM40 132V131H39ZM99 132V131H98ZM143 132V131H142ZM166 132V131H164ZM170 132V131H169ZM46 133V132H45ZM48 133V132H47ZM123 133V134H122ZM160 133H163V130H160L159 134ZM261 133V132H260ZM32 134V133H31ZM34 134V133H33ZM41 135V134H40ZM44 135V134H43ZM191 135V134H190ZM254 137V136H253ZM261 138V136L259 137ZM258 138V139H259ZM264 138V136H263ZM25 139V140H24ZM255 139V138H254ZM38 140V139H37ZM40 140V139H39ZM253 140V139H252ZM14 141H17L15 144L18 145H13L14 144ZM260 141V140H259ZM34 142V141H33ZM204 143V154H206V157L209 155L211 158L214 157L216 155V152L214 151V146H213V143L211 141H206V142H203ZM259 143V142H258ZM262 143V142H261ZM139 144V145H138ZM30 146V145H29ZM28 144H26L25 148L28 147ZM80 146H82L80 148ZM264 146V145H263ZM27 148V149H28ZM32 148V147H31ZM29 148V149H31ZM264 148V147H263ZM28 149V150H29ZM38 149V148H37ZM40 149V148H39ZM54 149V150H53ZM136 149H138V151H136ZM255 149V148H254ZM261 149V148H260ZM50 150V149H49ZM48 151L49 154H51L52 152ZM257 150V148H256ZM262 150V149H261ZM47 151V150H46ZM130 151L133 152V160H136V163H139L140 158L142 156H145V158L148 156L150 158H152L153 160V166L151 168H149V166L147 165L146 162H143L141 164H139L136 168H134V166H129V164H127L129 167H126L125 168V174L122 175V178L121 180L117 179V174H116V171H117V167L115 168V162H117L121 156L123 157L124 154L127 152L129 153ZM253 152V151H252ZM263 152V151H262ZM36 153V154H35ZM227 153V152H226ZM40 154V153H39ZM252 154V153H251ZM257 154V153H256ZM1 155V157H2ZM46 155V154H45ZM176 155V154H174ZM228 154H225L223 153L222 154V158H226ZM49 156V155H48ZM66 156V154L64 155ZM128 156V155H127ZM173 156V154H172ZM9 157V158H10ZM44 155L40 154L38 156V159L39 158H43ZM209 157V158H210ZM71 158V157H70ZM73 158V157H72ZM171 158V157H170ZM174 158V156H173ZM249 158V157H248ZM256 158V156H255ZM1 159L3 158H0V162ZM7 161H8V158H6ZM6 159L4 160L5 163L6 162ZM11 159V158H10ZM44 159V158H43ZM62 159V160H61ZM121 159V158H120ZM131 159H132V156H131ZM12 160H10L9 162H11ZM41 160V159H40ZM39 160V161H40ZM47 160V158H46ZM45 160V161H46ZM260 160V159H259ZM39 161H36V162H39ZM43 162V160H41ZM120 161V160H119ZM147 161V160H146ZM173 162L174 160L173 159H170V162ZM251 161V160H250ZM40 162V163H42ZM63 162V163H64ZM134 162V161H133ZM166 162V161H165ZM169 162V161H168ZM176 162V161H175ZM174 162V163H175ZM178 162V161H177ZM210 162V161H208ZM249 162V161H248ZM252 162H254L252 160ZM47 163V162H45ZM50 163V162H49ZM118 163V162H117ZM130 163V162H129ZM246 163V162H245ZM243 163V166L244 164ZM256 163V162H255ZM50 164V165H51ZM209 164V163H208ZM211 164H213V162L210 163V167H208V170H210V173H208V175L206 174L207 172H205L204 168L206 169V167L204 166V168H202V174H201V182H202V185L199 189V191L202 190L201 194L204 196V207L201 209V210H197L194 214V217L191 218V220H189L188 222L184 223V225L182 226L181 229H177L174 234H173V237L171 238V241L169 242V245L171 248H173L172 250H176V253H178V249L180 248V250H185L188 245H189V240L190 238L189 235H187L188 231H186L184 233V231L186 230V228H189L191 230L189 231H192V233H195V235H197L198 233H200L201 231L203 232V234L207 233L208 230H210V227H212L213 225V222L214 220L212 219V217L209 215V211H212L214 209V207H216L217 205H221V203L225 202L226 198V194L229 190V187L233 182H238V180L236 181L235 178L239 175H242L241 173L244 171L242 168V164H240L239 166H236L235 168H233L231 170V172L225 176V177H222V179H218V177H216V174L214 172V169L211 167ZM1 165V164H0ZM47 165V164H46ZM174 165V164H173ZM177 165V164H176ZM248 165V163H247ZM6 166V165H4ZM172 166V165H171ZM7 167H9L7 165ZM62 167V168H61ZM91 167L92 170H91ZM6 168V167H5ZM59 168H61V170H59ZM210 168V169H209ZM244 168L246 169V166H244ZM149 169H152V171H149ZM242 169V171H241ZM173 170V169H172ZM180 170V169H179ZM177 170V171H179ZM207 170V169H206ZM248 170V168H247ZM246 170V171H247ZM79 171V172H78ZM123 171V170H122ZM245 171V172H246ZM254 174L256 176V170H254ZM1 172V171H0ZM55 172V171H54ZM166 172V171H165ZM182 172V170H181ZM33 173V172H32ZM57 173V172H56ZM59 173V172H58ZM88 173V175L86 176V174ZM247 173V172H246ZM6 175V174H5ZM34 175V173L32 174ZM176 175V174H175ZM244 175V173H243ZM36 176V175H35ZM121 176V175H119ZM146 176L148 177V179L146 180ZM257 176H258V172H257ZM37 177V176H36ZM46 177V176H45ZM60 177V175H59ZM242 177V176H241ZM245 177V176H244ZM249 177V175H248ZM7 178V177H6ZM62 178V177H61ZM240 178V177H239ZM247 178V177H246ZM256 178V177H255ZM43 179V178H42ZM117 179V180H116ZM199 179V178H197ZM259 179V178H258ZM44 180H46L44 178ZM119 180V181H118ZM242 179H240L241 181ZM257 181V180H256ZM262 181V180H261ZM21 182V181H19ZM243 182V181H242ZM248 182V181H247ZM24 183V182H23ZM27 183V181H26ZM39 183V182H38ZM37 183V184H38ZM146 183V182H145ZM158 183V182H157ZM241 183V182H240ZM262 182H260L261 184ZM16 184V183H15ZM25 184V183H24ZM41 184V183H39ZM204 184H206L208 186L209 189L213 190L214 188L217 189L216 192L214 190V195L211 191V198L207 197L206 195V192L204 193ZM233 184V183H232ZM235 184V183H234ZM21 185V184H20ZM23 185V184H22ZM26 185V184H25ZM142 185V186H141ZM237 185V184H236ZM144 186L146 187V184H144ZM143 186V187H144ZM219 186V187H218ZM243 186H244V183H243ZM142 187V188H143ZM217 187V188H216ZM238 187V185H237ZM241 187V185H240ZM35 189V188H34ZM232 189V188H231ZM6 190V189H5ZM9 190V189H8ZM39 190V188L37 189ZM82 190L85 192H90V194L88 193L86 195L87 197V200L84 199L83 196H80L81 195V192ZM257 190V189H256ZM262 190V189H261ZM10 192V191H9ZM36 192V193H35ZM39 192V191H38ZM114 192V191H113ZM128 192V193H127ZM209 192V191H208ZM240 192V191H239ZM141 193V192H140ZM206 194V195H205ZM253 194V193H252ZM9 195V194H8ZM20 195V193H19ZM146 195V194H145ZM209 195V194H208ZM240 195V194H239ZM254 195V194H253ZM6 196V195H5ZM27 196V195H25ZM23 196V197H25ZM116 196V195H115ZM229 195H227V198H228ZM241 196V195H240ZM18 197V196H17ZM28 197V196H27ZM263 197V196H262ZM15 198V197H14ZM13 198V199H14ZM19 198V197H18ZM106 198V199H105ZM24 200H27L28 198H23ZM122 199V198H121ZM242 199V198H241ZM249 199V198H248ZM29 203V200H27ZM50 205V210H46L45 206L46 204ZM105 201H107V203H109V206L108 205H105ZM263 201V200H262ZM113 202V204H111ZM258 202V201H257ZM1 203V202H0ZM103 203V204H102ZM26 205V202L24 203ZM130 204V203H129ZM128 204V205H129ZM224 204V203H223ZM32 205V203L30 204ZM108 206V207H106ZM131 206V204H130ZM261 207L260 208H253L255 211H253L254 215H250L251 219L247 222V223H243L242 221L239 224V226H242L243 228L245 227V232L248 234H244V236L246 235L247 236V242L249 244V253L247 251V255H242L240 250H238V248H234V245L232 246V249L229 251H226V257L224 258V260L222 261H225V263L228 264V261L229 262H232V264H235L236 260H238V263L241 264V258L244 260V263L245 264H264V202L261 203L260 205ZM28 207V206H27ZM26 207V208H27ZM34 207H33V211L35 212L34 210ZM48 207V206H47ZM220 207V206H219ZM218 207V208H219ZM29 208V207H28ZM30 209V208H29ZM120 209V211L118 210ZM257 209V210H256ZM28 210V209H27ZM32 210V208H31ZM32 211V212H33ZM63 211V216H61L64 220H63V228L62 230H56V233L53 234L52 239H49V236L48 234H45L46 232V224H48V221L50 219H54L56 216H59V212ZM214 211V210H213ZM251 211V210H250ZM29 212V211H28ZM6 213V212H5ZM31 213V212H30ZM139 213V214H138ZM231 213V212H230ZM242 213V212H241ZM246 213V212H244ZM248 213V211H247ZM246 213V214H247ZM29 214V213H28ZM59 214V215H58ZM212 214V213H211ZM214 214V213H213ZM228 214V213H227ZM238 214V213H237ZM38 215V217H39ZM8 216V214H7ZM6 216V218H7ZM27 216V215H26ZM120 218H122L121 215H119ZM234 216V215H233ZM241 216V215H240ZM242 216H243V213H242ZM240 217L239 219L242 220L243 217ZM246 216V219H248L249 215H245ZM31 217V216H30ZM60 217V216H59ZM214 218H216V216L213 215ZM120 218H117V219H120ZM226 218V217H225ZM31 219V218H30ZM35 219V218H34ZM38 219V218H37ZM235 219V218H234ZM2 220V218H1ZM10 220V219H9ZM58 220V219H57ZM60 220V219H59ZM236 220V219H235ZM244 220V219H243ZM28 221V220H27ZM30 222V221H29ZM27 222V223H29ZM58 222V221H57ZM61 222V221H59ZM110 222V221H109ZM109 222L107 224H109ZM123 222V221H122ZM121 222V223H122ZM132 222V223H131ZM138 222V223H139ZM237 222V220H236ZM32 223V222H31ZM53 223V222H52ZM120 223V224H121ZM45 224V225H44ZM120 224H118L120 227H122ZM51 225V224H50ZM123 225V224H122ZM30 226V225H29ZM42 226V227H40ZM106 226V225H105ZM118 226V227H119ZM238 226V225H237ZM238 226V227H239ZM12 227V226H10ZM35 227H37L38 229L37 230H34ZM102 227H104L102 225ZM30 228V227H29ZM53 228V227H52ZM60 228V227H59ZM132 228V226H131ZM129 228V229H131ZM6 229V228H5ZM57 229V228H56ZM61 229V228H60ZM120 229V228H119ZM236 229V228H235ZM26 230V229H25ZM104 230V229H103ZM127 230V229H126ZM212 230V229H211ZM50 231V230H49ZM131 231V230H130ZM242 231V230H241ZM12 232V231H11ZM30 232V235H28ZM46 235L43 237V240H42V237H40L39 239H36L38 236H41L39 235L38 233H43ZM94 232V233H93ZM201 232V234H202ZM236 232V230H235ZM38 235V236H34L33 234ZM49 233V232H48ZM92 233V234H91ZM105 233V232H104ZM209 233V232H208ZM7 231H3V230H0V264H4V262L6 261V257L5 254L7 253H10L11 255L16 253V244L17 242H14V246L15 247H12L13 244L11 242H9L6 237H7ZM21 234V233H20ZM99 234V233H98ZM202 234V236H203ZM36 237L35 239H33L32 237L33 236ZM87 235V236H86ZM103 235V233H102ZM110 234H107V236L103 235V236H100L98 237L97 236V242L100 243L99 245L102 246L104 245L105 241L107 240V242L109 243L110 240H112L114 237L112 236H109ZM236 235V234H235ZM26 236V234H25ZM198 236L200 237V235L198 234ZM197 236V238H198ZM234 236V235H233ZM232 236V237H233ZM11 237V236H10ZM21 237V236H20ZM46 237V243L48 244V247L47 246H44L41 242L44 241ZM50 237V238H51ZM87 237V238H89ZM105 237H109L110 239H105ZM195 237V236H194ZM26 238V237H25ZM93 238V237H92ZM91 238V239H92ZM112 238V239H111ZM235 238V236H234ZM9 239V238H8ZM22 239V238H21ZM41 239V240H40ZM96 239V237L94 238V240ZM207 239V238H206ZM16 240V239H15ZM23 240V239H22ZM33 240V241H32ZM235 240V239H234ZM28 241V240H27ZM88 241V240H87ZM197 241V240H196ZM236 241V240H235ZM234 241V242H235ZM244 241V240H243ZM23 242V241H22ZM45 242V241H44ZM43 242V243H44ZM94 242L96 241H93L91 240L90 242H88L89 245H94ZM198 242V241H197ZM233 242V241H232ZM91 243V244H90ZM111 243H113L111 241ZM236 243V242H235ZM40 244H42L43 246H40ZM46 244V245H47ZM97 244V243H96ZM140 244V243H139ZM142 244V243H141ZM198 244V243H197ZM196 244V245H197ZM202 244H203V241H202ZM202 244L200 247H202ZM25 245V244H24ZM38 245L41 247V249L43 247H47L46 250H41ZM98 245V244H97ZM199 245H197V247H193L196 249V251H199L201 248H199ZM86 247L84 248H87L89 247L88 245H85ZM107 246V245H106ZM111 246V245H110ZM113 246V245H112ZM187 246V247H186ZM223 246V245H222ZM221 246V247H222ZM231 246V245H230ZM236 246V244H235ZM103 247V246H102ZM190 247V246H189ZM38 248L40 249V251H38L37 253V250ZM220 248V246H219ZM222 248L225 249V247L223 246ZM228 248V247H226ZM10 249V251H9ZM29 249V250H30ZM139 249V248H138ZM141 249V248H140ZM23 250V248H22ZM110 250V249H109ZM108 250V251H109ZM204 250V249H203ZM222 250V249H221ZM43 251V252H42ZM189 251V250H188ZM40 252V253H39ZM107 252V251H106ZM227 252L228 255H230V257L227 255ZM186 253V252H185ZM6 254V255H7ZM27 254V253H26ZM111 254V253H110ZM245 254V253H244ZM17 255V254H16ZM109 253L106 254V256H108ZM224 256V255H223ZM61 257V258H62ZM13 258V257H12ZM110 258V257H109ZM18 259V263L17 264H25V260L27 261V259H25V257L23 258H17ZM162 259V258H161ZM221 259V258H220ZM223 259V258H222ZM111 260V258H110ZM139 260V259H138ZM140 261H142V258L140 259ZM178 261V260H177ZM62 262V261H61ZM106 262V261H105ZM167 261H164V259H162L161 261L157 262L156 264H169V263H166ZM221 261H219L218 263H220ZM6 263V262H5ZM8 263V262H7ZM14 262V264H16ZM35 263V262H34ZM64 263V262H63ZM62 263V264H63ZM80 263V262H79ZM100 263V262H99ZM137 263V261H136ZM187 263V262H186ZM10 264V263H9ZM11 264H12V261H11ZM30 264V263H28ZM61 264V263H60ZM81 264V263H80ZM144 264V263H142ZM224 264V263H223Z\"/></svg>", "mask_w": 264, "mask_h": 264}]
</instances>
